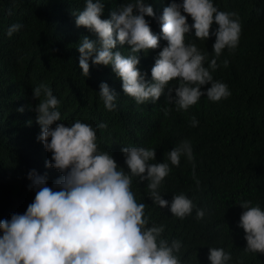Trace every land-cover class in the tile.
I'll return each mask as SVG.
<instances>
[{
    "label": "trees",
    "instance_id": "obj_1",
    "mask_svg": "<svg viewBox=\"0 0 264 264\" xmlns=\"http://www.w3.org/2000/svg\"><path fill=\"white\" fill-rule=\"evenodd\" d=\"M84 2L0 0V221L24 214L34 201L37 189L28 178L32 170L46 175L47 185L58 190L55 182L62 173L46 167L52 154L35 139L34 128L27 123L39 103L33 99V89L44 84L60 101L57 110L62 121L57 123L70 126L80 120L92 126L99 151L113 154L129 143L144 142L156 151V160L150 163H169L171 171L159 191L169 202L174 195L189 198L195 206L190 216L180 219L172 215L170 207L160 208L150 198L148 182H141L137 176L131 177V191L137 203L146 206L148 227L163 226L161 238L169 245L173 240L182 243L178 258L182 254L183 262L207 264L208 248L220 246L231 254L228 264H264V253L245 250L246 233L239 226L245 211L240 203L251 201L250 206L264 211V0H212L219 11L236 13L233 19L241 25L238 47L232 51L226 48L220 55L236 56L233 62L218 71L222 78L211 73L214 81L228 86L231 95L219 102L203 96L187 111L165 102L167 89L155 104H137L124 93L122 80L110 65H95L89 60V76L83 75L78 46L88 35L76 24L78 13L69 7ZM125 2L130 0H104L101 18L110 20L112 12ZM145 3L154 8L153 0ZM145 19L156 35L154 17ZM15 24L22 28L9 37L8 30ZM217 28L213 23L211 32ZM215 39L212 35L203 48L213 50ZM115 51L133 54L127 44H118ZM156 52L141 50L137 54V67L148 82L152 80ZM102 83L117 94L112 111L100 96ZM208 87L211 85L202 91ZM21 107L22 113L17 111ZM165 108L170 110L167 116ZM193 117L199 121L196 127L191 126ZM100 123H106L107 129H99ZM151 131L158 133L154 145ZM184 140L193 149L195 178L193 163L187 157L180 158L179 167L166 158L165 148ZM119 168L130 172L125 162ZM198 209L206 212L202 220L197 219Z\"/></svg>",
    "mask_w": 264,
    "mask_h": 264
},
{
    "label": "clouds",
    "instance_id": "obj_2",
    "mask_svg": "<svg viewBox=\"0 0 264 264\" xmlns=\"http://www.w3.org/2000/svg\"><path fill=\"white\" fill-rule=\"evenodd\" d=\"M154 8L145 0H130L111 19H102L104 0H86L69 9L77 14L76 24L83 28L84 37L78 46L79 66L83 75L89 76V60L95 65L111 66L122 80L123 91L137 104L158 102L167 89V104H175L177 110L187 111L206 96L219 102L230 97L228 86L214 81L222 78L218 71L227 68L236 56L227 48L238 47L241 25L233 19L236 13L219 11L212 0H153ZM250 15L251 9H250ZM186 13L187 15H185ZM146 16L155 19L156 35L152 32ZM213 23L218 25L211 32ZM22 25H12L11 37ZM214 35L213 50L203 48ZM129 45L133 54L124 55L115 51L117 45ZM157 49L155 64L151 69V82L145 79L139 68L138 53ZM171 83L172 87H168ZM211 85L206 91L202 88ZM104 106L112 111L117 94L107 83L100 85ZM173 92L175 95L173 96ZM43 96V99H40ZM33 99L39 103L30 112L27 123L35 131V139L42 141L52 154L46 167L62 173L55 188L47 185V178L35 170L28 178L37 189L34 201L24 214H13L11 220L0 221V264H195L182 261L179 253L182 243L161 238L163 226L148 227L145 204L137 203L131 191V177L147 181L150 198L160 208H169L173 216L183 219L190 216L195 207L185 195H174L169 202L159 191L169 175V163H150L156 160L153 146L144 143H129L116 153L101 152L97 145V132L89 124L75 121L70 126L57 123L61 120L58 111L60 101L48 86L41 84L33 89ZM24 112V108L17 109ZM169 109L165 108L167 116ZM195 117L191 126H198ZM132 124L127 127L129 131ZM107 129L106 123L97 125ZM158 133L151 131L149 137L154 145ZM171 165L179 167L180 158L187 157L195 164L191 143L187 140L165 148ZM126 163L130 172L119 168ZM130 173V174H129ZM199 186V180H196ZM245 209L239 226L246 233L247 248L251 252L264 253V211L259 206ZM205 210L198 209L196 216L202 220ZM208 237V236H203ZM207 264H228L231 254L220 246L209 247Z\"/></svg>",
    "mask_w": 264,
    "mask_h": 264
}]
</instances>
